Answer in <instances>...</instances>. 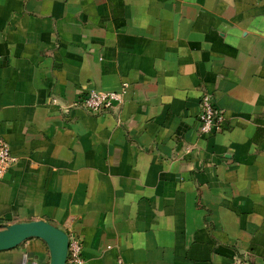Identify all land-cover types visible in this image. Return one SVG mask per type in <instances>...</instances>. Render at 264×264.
<instances>
[{
	"label": "crops",
	"instance_id": "obj_1",
	"mask_svg": "<svg viewBox=\"0 0 264 264\" xmlns=\"http://www.w3.org/2000/svg\"><path fill=\"white\" fill-rule=\"evenodd\" d=\"M206 93L225 122L202 135ZM0 139V225L47 221L85 264H264V0H0Z\"/></svg>",
	"mask_w": 264,
	"mask_h": 264
},
{
	"label": "built area",
	"instance_id": "obj_2",
	"mask_svg": "<svg viewBox=\"0 0 264 264\" xmlns=\"http://www.w3.org/2000/svg\"><path fill=\"white\" fill-rule=\"evenodd\" d=\"M126 85L122 91L91 89L76 101V104L93 113L112 108L122 101ZM198 131L202 135L219 132L224 128V114L217 108L213 97L204 94L199 100ZM17 157L12 154L8 144L0 139V178L8 168L16 163ZM66 264H85L82 255L81 241L77 236L68 235V248ZM233 264H254L247 253L237 254Z\"/></svg>",
	"mask_w": 264,
	"mask_h": 264
},
{
	"label": "water",
	"instance_id": "obj_3",
	"mask_svg": "<svg viewBox=\"0 0 264 264\" xmlns=\"http://www.w3.org/2000/svg\"><path fill=\"white\" fill-rule=\"evenodd\" d=\"M32 237H39L45 241L50 257L48 264H66L68 235L44 220L0 225V250L12 248Z\"/></svg>",
	"mask_w": 264,
	"mask_h": 264
}]
</instances>
